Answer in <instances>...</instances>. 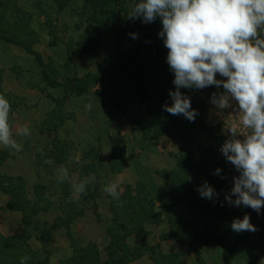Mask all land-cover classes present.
Returning a JSON list of instances; mask_svg holds the SVG:
<instances>
[{"label": "rangeland", "instance_id": "obj_1", "mask_svg": "<svg viewBox=\"0 0 264 264\" xmlns=\"http://www.w3.org/2000/svg\"><path fill=\"white\" fill-rule=\"evenodd\" d=\"M138 2L0 0V95L9 100L12 135L22 145L19 152L0 145V236L20 241L43 264H62L74 256V246L95 245L103 252L112 243L108 229L126 234L124 242L136 258L149 252L156 264H171L172 256L177 264H264V205L258 215L225 199L239 173L220 149L228 129L234 128L240 139L250 131L240 124L242 113L234 110V101L223 110L210 103L222 86L180 89L198 112L194 121L162 107L172 103L174 73L158 36L160 18L143 23L129 17ZM123 43L129 44L131 57L121 55L129 60L119 63L115 54ZM22 126L30 129L28 136L19 134ZM127 136L139 182L120 185L117 200L104 188L127 156ZM164 136L174 137L179 149L161 154L166 168L151 170L146 158ZM108 155V162L101 159ZM181 157L191 166L197 158L207 163L202 166L207 171L195 174L202 185L207 181L215 189L216 195L201 203L214 211L205 213L201 205L192 211L185 199L178 203L158 194L166 190ZM60 166L69 173L62 183L56 178ZM88 176L95 179L73 200V179ZM184 182L179 189L188 196L189 180ZM129 202L147 216L152 212L153 223L128 232L132 224L113 213ZM162 212L172 231L161 238L175 233L183 242L182 249L168 255L146 241L157 233ZM186 212L191 219L183 221ZM245 214L257 230L232 231L233 219Z\"/></svg>", "mask_w": 264, "mask_h": 264}, {"label": "clouds", "instance_id": "obj_2", "mask_svg": "<svg viewBox=\"0 0 264 264\" xmlns=\"http://www.w3.org/2000/svg\"><path fill=\"white\" fill-rule=\"evenodd\" d=\"M130 18L143 23L154 22L158 17L162 28L158 36L168 49L166 62L174 73V91L169 92L171 105L162 107L171 115H183L194 121L198 112L191 107L190 97L180 89L223 87L220 94L213 93L210 103L223 110L236 103L241 112L240 124L250 130L243 139L234 128L221 147L227 161L239 173L233 178L231 194L225 199L234 206L251 207L261 214L264 205V0H139ZM133 39L136 33L130 34ZM226 79H217L216 76ZM87 110L91 105H85ZM11 105L0 95V145L16 152L22 145L13 138L9 123ZM19 134L28 136L30 129L22 126ZM78 161V157L75 158ZM221 172L220 168L215 170ZM58 182L69 178L68 169H56ZM95 179L88 176L73 179L71 196L79 199L86 186ZM190 179V178H189ZM121 180L109 183L104 191L113 199L120 197ZM202 198L211 200L215 189L207 181L198 187ZM235 197L233 200L232 197ZM232 231L257 230L245 214L233 219ZM25 258L21 259L24 264Z\"/></svg>", "mask_w": 264, "mask_h": 264}, {"label": "trees", "instance_id": "obj_3", "mask_svg": "<svg viewBox=\"0 0 264 264\" xmlns=\"http://www.w3.org/2000/svg\"><path fill=\"white\" fill-rule=\"evenodd\" d=\"M128 47V43H123L120 45L118 52L115 54L116 62L120 61L119 63H121L124 60H129L128 57L126 58V56L121 57V55L124 54L127 56L130 55L131 57L130 47L129 49ZM202 161V158H197L192 162L193 165L191 166L188 161L183 160L181 157L179 160L180 165L178 166V170L170 175L164 184L166 190L163 189L162 192L158 194H161L165 199H169L178 203L183 202L185 199L188 207L191 208L192 211L196 210L197 205H201L205 213L214 211L207 210L205 206L201 204L207 198H202L197 190L198 187L202 185L203 181L201 180V182L198 178H196L195 173L198 171L200 174H202V172L204 173V171H207L205 168H202V166L206 167L207 163L204 165ZM124 163L125 162L120 163L118 171L123 168ZM185 178L189 180L187 187H185L189 193L188 196H184L183 192L181 191L182 188L179 189L180 186L184 185ZM210 181H212V179H210ZM159 199L161 200L160 197ZM127 204L128 205L125 206L126 204L124 203L122 206L123 208H120V211H116L113 214L115 216L114 218L127 220L130 224H132L133 229L130 228L128 232L136 233L141 224L153 223L154 216L152 212H149L147 216L146 211L142 212L141 208H137L136 206L133 207L134 202H129ZM166 205L171 207L169 203ZM205 215L208 216V214ZM169 224L172 231V225L171 223ZM124 228L125 227L121 225V231L124 232ZM107 234L110 236L112 243L103 252H100V250L95 245H91L89 247L74 246V256L65 260L62 264H125L128 261L136 259L137 255L132 253L124 242L126 234L119 235L118 231L114 232L112 229H108ZM170 237L177 240L181 245L183 244L181 241L182 238L178 237L175 233H173V235ZM22 258H25L24 264H43V260L38 257V254L25 248L20 241L14 240L12 238H3L0 236V264H21ZM165 258L168 259L167 257ZM169 262L171 264H177V256L170 257Z\"/></svg>", "mask_w": 264, "mask_h": 264}, {"label": "crops", "instance_id": "obj_4", "mask_svg": "<svg viewBox=\"0 0 264 264\" xmlns=\"http://www.w3.org/2000/svg\"><path fill=\"white\" fill-rule=\"evenodd\" d=\"M131 139V136H127V156L124 159L123 168L116 172L115 175L111 176L106 182H113L117 178L121 180V185L126 187H131V185H136L139 182L138 168L133 155L131 153V142L128 140ZM156 144L158 145V150L155 153H151L150 156L146 158V163L148 164L149 169L159 170L167 167L165 160H163L161 154L166 151L177 152L179 145L177 140L171 136H164L157 139ZM110 155L105 158H101L103 161L108 162ZM163 213V214H162ZM161 213L160 222L157 224L156 230L157 233L147 237V245L149 247H157V250L161 251L164 254H172L183 248L177 240L172 239L171 237L161 238L162 235H165L171 231L170 224L168 222L167 216L164 212ZM183 221L191 219V214L189 212L183 213V216L180 218ZM157 234V235H156ZM133 245L137 244V241H133ZM125 264H156L154 256L149 252L143 253L140 257L131 260Z\"/></svg>", "mask_w": 264, "mask_h": 264}]
</instances>
